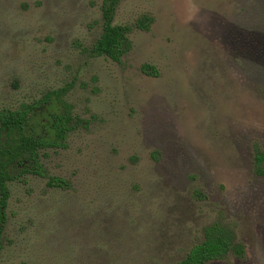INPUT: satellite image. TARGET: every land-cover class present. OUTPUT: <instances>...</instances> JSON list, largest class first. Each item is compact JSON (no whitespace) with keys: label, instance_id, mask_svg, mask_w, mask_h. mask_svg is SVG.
Listing matches in <instances>:
<instances>
[{"label":"rangeland","instance_id":"rangeland-1","mask_svg":"<svg viewBox=\"0 0 264 264\" xmlns=\"http://www.w3.org/2000/svg\"><path fill=\"white\" fill-rule=\"evenodd\" d=\"M101 4L0 0V107L62 89L81 120L40 155L65 187L8 184L0 264H172L214 222L245 253L207 264H264V0H120L119 62Z\"/></svg>","mask_w":264,"mask_h":264},{"label":"trees","instance_id":"trees-1","mask_svg":"<svg viewBox=\"0 0 264 264\" xmlns=\"http://www.w3.org/2000/svg\"><path fill=\"white\" fill-rule=\"evenodd\" d=\"M120 0H102V29L92 46L96 55H103L119 62L131 49L128 36L131 28L126 24L113 23V17ZM146 23L150 18H145ZM145 20H139L143 25ZM141 69L148 74H156L155 67L143 64ZM64 90L50 91L31 102H23L16 107H0V253L2 236L7 220L6 207L10 196L8 184L26 175L47 178L51 187H65L66 181L59 176L49 175L41 162V151L65 145L71 131L80 123L73 116L69 104L63 98ZM264 155L259 146L254 147L253 172L264 174ZM244 245L237 242L231 229L219 222L203 228L202 238L172 264H207L228 255L244 256ZM13 264V263H2Z\"/></svg>","mask_w":264,"mask_h":264}]
</instances>
